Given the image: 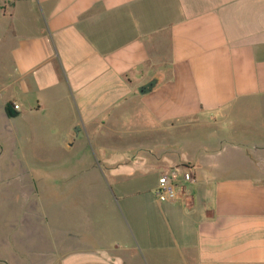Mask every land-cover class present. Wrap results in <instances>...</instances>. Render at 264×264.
<instances>
[{
  "label": "crops",
  "instance_id": "1",
  "mask_svg": "<svg viewBox=\"0 0 264 264\" xmlns=\"http://www.w3.org/2000/svg\"><path fill=\"white\" fill-rule=\"evenodd\" d=\"M95 145L125 181L191 164L192 200L120 183L101 239L24 202ZM0 176L9 262L264 264V0H0Z\"/></svg>",
  "mask_w": 264,
  "mask_h": 264
},
{
  "label": "rangeland",
  "instance_id": "2",
  "mask_svg": "<svg viewBox=\"0 0 264 264\" xmlns=\"http://www.w3.org/2000/svg\"><path fill=\"white\" fill-rule=\"evenodd\" d=\"M79 152L80 155L84 156L85 161L78 163V174L74 175L72 180H61L56 186L60 189L55 191L54 187L50 185L43 188L41 180H39L40 173H34L32 178L25 180L30 186V193L24 199V202L30 205H35V202L38 204H57L61 208H58V210L51 209L47 214L48 220L56 221V224L62 226L73 223L81 230L86 229V232L94 237L106 238V209L109 205L115 206L123 202L119 200L118 184L126 183V186L131 185L132 188L139 187L148 191L154 185L159 171L143 172L129 181H125L124 177L112 178L106 176L102 148L96 145L88 148L80 147L78 148ZM175 165H178V163ZM73 167L74 172L75 164H73ZM71 182L73 186L69 188L68 184ZM8 183L7 179L0 176V232L5 231L4 227L14 222L16 218L15 206L21 201V198L11 194L8 190ZM28 216H30L32 222L40 223L44 221L45 213H41L39 209L35 210V207H33L31 215ZM3 251L4 246L0 244V254ZM28 261V259H17L12 263L7 258H0V264H27Z\"/></svg>",
  "mask_w": 264,
  "mask_h": 264
},
{
  "label": "built area",
  "instance_id": "3",
  "mask_svg": "<svg viewBox=\"0 0 264 264\" xmlns=\"http://www.w3.org/2000/svg\"><path fill=\"white\" fill-rule=\"evenodd\" d=\"M14 108L18 109V105ZM194 181L195 169L191 164L164 166L159 172L154 194L159 203L189 204L192 200L189 186Z\"/></svg>",
  "mask_w": 264,
  "mask_h": 264
},
{
  "label": "trees",
  "instance_id": "4",
  "mask_svg": "<svg viewBox=\"0 0 264 264\" xmlns=\"http://www.w3.org/2000/svg\"><path fill=\"white\" fill-rule=\"evenodd\" d=\"M157 84V79L154 78L151 81H149L147 84L140 87V91L142 93H146L153 89V87Z\"/></svg>",
  "mask_w": 264,
  "mask_h": 264
}]
</instances>
